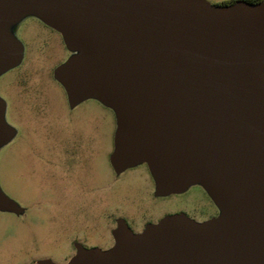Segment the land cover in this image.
Returning a JSON list of instances; mask_svg holds the SVG:
<instances>
[{
	"label": "water",
	"instance_id": "1",
	"mask_svg": "<svg viewBox=\"0 0 264 264\" xmlns=\"http://www.w3.org/2000/svg\"><path fill=\"white\" fill-rule=\"evenodd\" d=\"M25 5L83 51L58 70L71 98L116 109L114 166L146 160L163 193L201 180L226 209L120 224L66 264H264V0H0V18ZM17 57L0 35V70Z\"/></svg>",
	"mask_w": 264,
	"mask_h": 264
},
{
	"label": "rangeland",
	"instance_id": "2",
	"mask_svg": "<svg viewBox=\"0 0 264 264\" xmlns=\"http://www.w3.org/2000/svg\"><path fill=\"white\" fill-rule=\"evenodd\" d=\"M0 35L18 50L0 70V264H66L79 246L109 249L118 219L137 233L180 212L207 220L226 210L201 180L163 193L146 160L114 166L116 109L96 94L71 98L58 70L83 51L36 9L5 12Z\"/></svg>",
	"mask_w": 264,
	"mask_h": 264
},
{
	"label": "flooded vegetation",
	"instance_id": "3",
	"mask_svg": "<svg viewBox=\"0 0 264 264\" xmlns=\"http://www.w3.org/2000/svg\"><path fill=\"white\" fill-rule=\"evenodd\" d=\"M165 195V194H164ZM180 213H182L183 214V212H180ZM185 215V214H184ZM217 216V215H216ZM193 220H195V221H198V222H203V221H206L205 219H197V218H192ZM209 219H212V218H209ZM209 219H207V220H209ZM159 221H157L156 223H158ZM155 223V224H156ZM120 224H122V225H124V226H126L132 233H136L133 229H131L130 227H129V225L124 221V220H120V219H118L117 220V222H116V224H115V228L114 229H111V232H112V239H113V242H112V244H111V247L113 246V244H114V236H113V234H114V231H116L118 228H119V225ZM150 224L149 223H146V224H144V227L139 231V232H137V233H141V232H143L148 226H149Z\"/></svg>",
	"mask_w": 264,
	"mask_h": 264
},
{
	"label": "crops",
	"instance_id": "4",
	"mask_svg": "<svg viewBox=\"0 0 264 264\" xmlns=\"http://www.w3.org/2000/svg\"><path fill=\"white\" fill-rule=\"evenodd\" d=\"M214 2L211 4L212 6H224V5H231L238 1H245V0H213Z\"/></svg>",
	"mask_w": 264,
	"mask_h": 264
},
{
	"label": "trees",
	"instance_id": "5",
	"mask_svg": "<svg viewBox=\"0 0 264 264\" xmlns=\"http://www.w3.org/2000/svg\"><path fill=\"white\" fill-rule=\"evenodd\" d=\"M246 2H249V3H253V4H258L260 3L262 0H245Z\"/></svg>",
	"mask_w": 264,
	"mask_h": 264
}]
</instances>
